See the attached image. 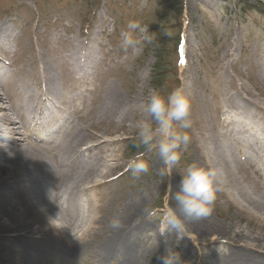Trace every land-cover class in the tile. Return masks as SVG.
<instances>
[{
    "label": "rangeland",
    "instance_id": "rangeland-1",
    "mask_svg": "<svg viewBox=\"0 0 264 264\" xmlns=\"http://www.w3.org/2000/svg\"><path fill=\"white\" fill-rule=\"evenodd\" d=\"M130 20L149 26L157 39L154 44L126 54L120 47L121 32L127 31ZM1 22L8 23L10 33L0 47V62L3 72L15 75L19 87L21 81H17L23 79L33 89L37 88L39 81L31 77L38 74L41 59L50 63L59 86H68V74L57 63L76 53V49L81 50L83 42L87 44L91 58L89 73L76 81V104L69 109L68 116L79 126L89 125V146L105 142L90 154L95 161L102 160L100 166L106 171L107 167L113 168V176L104 190L106 197L96 230L84 235L81 242L76 241V234L80 235L88 223L71 222L69 226L55 220L33 223L31 217L24 216L28 205L11 188L9 209L16 219L0 217V264H10L11 256L19 264L21 249L10 246L9 236L16 235L14 228L31 223L34 228L44 229L32 237L42 254L35 259L36 264H98L97 248L108 238L122 235L124 229L133 242L130 247L138 254L137 258L132 257L134 264H161L159 258L168 248L180 253L183 264H218L224 256L234 255V247L228 241L221 244L215 236L202 231L206 221L228 227L229 239L237 240L239 245L248 243L242 234L260 235L264 239V222L239 199L240 193L256 198L263 192L258 179L263 183L264 174L250 165V151L244 154L239 166V163L232 166L230 176L226 175L210 216L186 223L184 234L173 229L166 236L159 234L158 219L167 208L175 206L172 196L189 164L216 165L213 134L229 130L239 137L237 129L227 130L222 124L220 108L227 110L224 97H234L243 88L247 94L244 98L264 102V0H0ZM165 30L171 32V37L164 34ZM4 83L0 94L5 99L10 90L6 86L12 80ZM180 86L192 103V127L186 130L191 142L180 164L170 176L161 175L163 165L159 157L145 153L142 158L149 160L150 170L134 176L126 163L143 152L134 142L140 106L151 91L167 95ZM107 91H116L121 103L101 116L98 108ZM3 164L0 158V179L5 178L1 172ZM256 166L262 168L261 164ZM50 190L53 192L49 195L56 193L52 186ZM131 204L133 211L129 209ZM146 207L156 215L149 216ZM118 211L123 212L122 222L128 214L135 213L131 228L110 227ZM55 228L66 242L71 234L70 242L76 241V248L71 250L60 243ZM261 242L264 245V240ZM122 259L110 258L103 264H120Z\"/></svg>",
    "mask_w": 264,
    "mask_h": 264
},
{
    "label": "bare ground",
    "instance_id": "bare-ground-1",
    "mask_svg": "<svg viewBox=\"0 0 264 264\" xmlns=\"http://www.w3.org/2000/svg\"><path fill=\"white\" fill-rule=\"evenodd\" d=\"M7 24L0 23V47L6 43L10 33ZM80 48L81 50L76 49V53L65 56L57 63L63 65L68 74V86L65 87L59 86L58 76L50 63L43 59L39 60L38 74L31 77L39 81L34 89L23 79L17 81H21L19 87L15 75L3 72L0 62V90L4 88V82L12 80V83L6 86L10 87L9 97L5 98L7 101L0 94V125H7L12 129L10 141L0 140V158L4 162L1 172L5 175V178L0 179V217L12 221L16 219L15 213L9 209L8 200L9 190L15 188L17 196L26 203L25 205L32 206V210L27 207L24 216L31 217L33 223L41 221L40 224H43L53 220L67 225L71 222L88 223L80 235L76 234V241L79 239V242L84 235L96 230L97 217L102 210L100 207L106 197L104 190L113 176V168L106 166L109 169L106 171L104 166H100L99 162L102 160L95 161L93 154H90L94 148H101L105 142L102 141L94 147L89 146V125L79 126L69 120L68 111L75 108L76 104V81L79 76L82 79L88 76L87 69L91 62L87 44L83 42ZM262 50L264 53V46ZM26 79L30 77L27 76ZM240 89L236 96L224 97L227 110L220 108L222 124L227 130L228 127L237 129L239 137H235V134L228 130L219 135L213 134L211 141L213 162L215 166L224 168L227 177L231 174L232 166L236 167L237 163L239 166L248 151L252 154L250 165L261 175L264 174L261 173L264 170V102L259 103L249 96L244 98V95L247 96L246 91ZM119 103V94L116 91H107L103 95L98 114L105 115ZM111 161H114V158ZM257 164H261L262 168H258ZM258 182L263 191L259 197L251 198L240 193L239 199L248 211L264 222V181L262 183L258 179ZM51 186L56 190L53 195H49ZM132 207L133 204L129 209L133 211ZM133 215L135 213L127 215L123 226L131 228ZM33 223L14 228L16 235L9 236L10 246L21 249L19 264H36L35 259L42 256L32 237L42 233L44 229L41 226L34 228ZM203 226L202 231L215 236L216 241H228L234 247V255L229 252L230 254L224 256L218 264H264V245L261 242L264 239L260 235L242 234L244 238H248V243L239 245L237 240L229 239L228 227L209 224L208 221ZM54 230L59 234L60 243L69 246L71 250L76 248V241L70 242L71 234L67 235L66 242L59 229ZM123 231L122 235L108 238V241L97 248L98 264L118 256L124 258L120 264H134L132 257L137 258L138 254L130 247L133 242L129 241L125 229ZM127 255L130 257L125 258ZM9 263L15 264L12 256Z\"/></svg>",
    "mask_w": 264,
    "mask_h": 264
},
{
    "label": "clouds",
    "instance_id": "clouds-1",
    "mask_svg": "<svg viewBox=\"0 0 264 264\" xmlns=\"http://www.w3.org/2000/svg\"><path fill=\"white\" fill-rule=\"evenodd\" d=\"M126 27L127 31L121 32L120 42V47L126 54L129 50L135 53L138 48L156 42V33H151L149 26L143 25L139 20H130ZM164 34L168 37L172 35L167 30ZM191 111V99L183 86L174 88L167 95H161L156 90L151 91L140 106L141 118L135 124V146L143 152L127 161V170L137 177L147 174L150 162L142 156L145 153H155L163 165L161 175L170 176L173 169L180 164L183 152L191 142L186 131L192 127ZM11 139L12 129L7 125H0V140ZM181 175L179 189L172 196L175 206L167 208L158 218L161 236H166L173 229L184 234L186 223L210 216L217 194L222 191L226 181V173L221 166L205 167L191 163ZM145 212L149 216L156 215L149 207L145 208ZM122 217L123 212L118 211L111 219L110 227L121 228ZM159 259L161 264H183L180 253L172 248L166 249V254Z\"/></svg>",
    "mask_w": 264,
    "mask_h": 264
},
{
    "label": "trees",
    "instance_id": "trees-1",
    "mask_svg": "<svg viewBox=\"0 0 264 264\" xmlns=\"http://www.w3.org/2000/svg\"><path fill=\"white\" fill-rule=\"evenodd\" d=\"M157 58H158L157 60L159 61V60H160L159 55H157ZM158 70H159V69H158Z\"/></svg>",
    "mask_w": 264,
    "mask_h": 264
}]
</instances>
